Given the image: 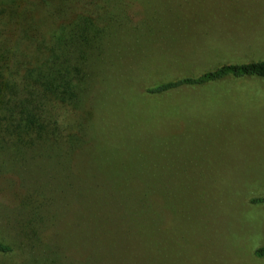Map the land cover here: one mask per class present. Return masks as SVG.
<instances>
[{
    "label": "rangeland",
    "instance_id": "374dc122",
    "mask_svg": "<svg viewBox=\"0 0 264 264\" xmlns=\"http://www.w3.org/2000/svg\"><path fill=\"white\" fill-rule=\"evenodd\" d=\"M48 2L115 24L114 43L85 107L58 109L87 126L84 148L61 163L0 153V240L14 245L0 264H264V203L251 202L264 196V78L148 92L264 59V0ZM93 175L128 196V213L104 207L98 234L71 191Z\"/></svg>",
    "mask_w": 264,
    "mask_h": 264
},
{
    "label": "trees",
    "instance_id": "16d2710c",
    "mask_svg": "<svg viewBox=\"0 0 264 264\" xmlns=\"http://www.w3.org/2000/svg\"><path fill=\"white\" fill-rule=\"evenodd\" d=\"M68 7L48 0H0V153L9 152L5 156L12 162L39 157L61 163L69 150L77 151L87 143V126L76 122L74 130L70 123L60 122L58 109L85 107L93 83L109 60L115 24L89 16H66ZM226 77L264 78V59L223 63L162 82L148 92L161 94ZM99 168L95 165L90 170ZM122 184L96 175L72 183L73 195L88 199L90 216L97 220L93 223L96 234L106 232L104 207L112 208L114 214L128 213L124 203L128 196L120 193ZM117 200L115 205L108 204ZM251 202L264 203V196L253 197ZM118 218L120 224L115 226L120 229L123 222ZM13 250L12 243L0 240V254ZM256 253L264 257V246Z\"/></svg>",
    "mask_w": 264,
    "mask_h": 264
}]
</instances>
